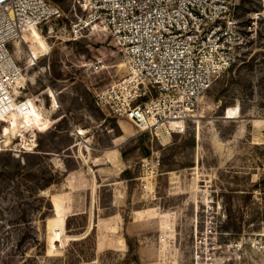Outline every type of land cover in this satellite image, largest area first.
<instances>
[{"label":"rangeland","instance_id":"rangeland-1","mask_svg":"<svg viewBox=\"0 0 264 264\" xmlns=\"http://www.w3.org/2000/svg\"><path fill=\"white\" fill-rule=\"evenodd\" d=\"M47 1L62 17L10 46L38 60L19 132L0 121V264H264V5L241 0L247 46L164 144L95 106L121 53L95 29L74 41L75 0Z\"/></svg>","mask_w":264,"mask_h":264},{"label":"built area","instance_id":"built-area-1","mask_svg":"<svg viewBox=\"0 0 264 264\" xmlns=\"http://www.w3.org/2000/svg\"><path fill=\"white\" fill-rule=\"evenodd\" d=\"M240 4L241 0H75L73 40L87 29L112 37L126 72L96 95L95 106L157 138L184 133L200 115L214 82L232 69L247 46L237 18ZM62 15L47 0H0V81L9 92L16 73L36 66L34 62L20 68L10 46L24 31ZM85 66L97 73L105 67L103 60Z\"/></svg>","mask_w":264,"mask_h":264},{"label":"bare ground","instance_id":"bare-ground-1","mask_svg":"<svg viewBox=\"0 0 264 264\" xmlns=\"http://www.w3.org/2000/svg\"><path fill=\"white\" fill-rule=\"evenodd\" d=\"M35 29L34 27L30 28L29 31H24L22 36H21V41L24 42V38L25 36L32 30ZM29 60L27 62L28 65L33 64L34 62H36L38 60L37 54L36 52H29ZM26 64V65H27ZM25 65V66H26ZM14 66V64H13ZM121 67L123 68L124 65L121 64ZM28 68V67H27ZM105 68V67H103ZM18 69V67H17ZM32 68H28L25 71V74L23 73H16L15 77L13 78V81L11 83V92L8 91V89L6 88V85L3 81H0V121L4 124V125H8V128H6L5 130V134L11 133V134H16L17 132H19V126L20 124L17 123V94H15V90L18 89L19 92L23 91V87L26 88V84L27 83H31V78H29V73L27 74L26 71L27 70H31ZM39 72L41 73L42 70ZM27 74V75H26ZM10 84V83H8ZM205 100V99H204ZM204 105V104H203ZM57 106V103L54 102V106L53 109H56L55 107ZM55 110H53L52 112H54ZM31 114V111L29 112ZM237 115V111L236 110H231L229 112L226 113V118L231 120L234 119ZM239 115V114H238ZM237 115V116H238ZM201 117L200 115L197 117V119L195 120V122H197V120H199ZM40 120V116L36 115V119L34 120V123L36 124L37 121ZM6 123V124H5ZM22 124V123H21ZM23 126V125H21ZM27 126V125H26ZM22 128V127H21ZM3 128L1 129L0 132V148L2 147V145L4 143H6V141L8 140L9 137H13L11 135L7 136L4 135L3 132ZM79 134H81V132H79ZM159 138L162 140V142L164 144H167L170 140L169 137H165V136H161V134H158ZM31 143L34 141H30ZM23 150V149H22ZM25 152H28L27 150H23Z\"/></svg>","mask_w":264,"mask_h":264}]
</instances>
